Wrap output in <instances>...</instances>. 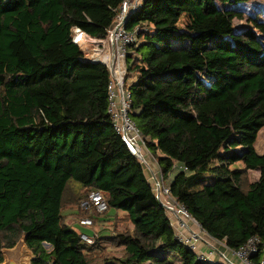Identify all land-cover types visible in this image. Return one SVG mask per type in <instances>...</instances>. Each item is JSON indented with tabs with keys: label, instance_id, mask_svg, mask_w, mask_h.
I'll return each mask as SVG.
<instances>
[{
	"label": "trees",
	"instance_id": "1",
	"mask_svg": "<svg viewBox=\"0 0 264 264\" xmlns=\"http://www.w3.org/2000/svg\"><path fill=\"white\" fill-rule=\"evenodd\" d=\"M122 1L0 0V264L3 249L21 236L31 264H91L103 243L120 249L105 264H226L199 259L176 236L144 165L115 130L108 67L73 42L74 28L103 39ZM248 1L145 0L126 22L137 41L125 85L129 116L172 197L228 249L257 238L250 261L264 264V153L256 149L264 127V21L248 18L261 34L179 27L183 14L198 9L206 23L219 4L243 19ZM251 171L259 172L256 181ZM96 190L108 210L79 212L132 227H108L90 245L63 211Z\"/></svg>",
	"mask_w": 264,
	"mask_h": 264
},
{
	"label": "built area",
	"instance_id": "2",
	"mask_svg": "<svg viewBox=\"0 0 264 264\" xmlns=\"http://www.w3.org/2000/svg\"><path fill=\"white\" fill-rule=\"evenodd\" d=\"M145 0H123L118 9L114 22L109 28L106 36L103 39H97L82 31L80 28L73 29V42L80 45L85 57L104 63L110 71V80L108 83L109 93V113L112 117L115 130L119 133L123 140L128 144L131 151L140 159L142 164L147 163L146 154L143 148L146 147L143 138L140 135L138 126L135 121L129 116V111L132 105V96L128 88H126L127 56L129 47L137 41L135 31H129L126 28V22L129 15L140 9ZM89 44H85L86 42ZM97 43L98 47L94 48L93 53H89V47ZM148 150V149H147ZM156 196L165 205L168 211H172L179 224L175 227L176 236L187 246L193 249L198 258L201 260L223 261L226 264H252L250 261L251 255L257 251V238L249 239L247 244L239 250H231L222 243L213 240L205 232H203L195 219L188 213L184 204L176 201L161 177L160 173H153L151 181ZM80 208L86 211H96L99 214L105 213L108 210L104 193L100 190L92 191L87 198L80 203ZM188 219L193 220L197 225L191 226ZM173 223V222H172ZM94 224V219L85 216L79 218L78 231L84 242L92 243L96 237V232L91 229V232L85 231L83 227L91 228ZM174 225V224H173ZM183 233L180 235L179 233ZM190 234H186V233ZM212 243L208 241L207 237ZM198 242H202L205 248L204 253H198L195 247ZM206 245L208 249H206ZM223 246L225 248H223ZM239 260L240 263L237 262Z\"/></svg>",
	"mask_w": 264,
	"mask_h": 264
},
{
	"label": "rangeland",
	"instance_id": "3",
	"mask_svg": "<svg viewBox=\"0 0 264 264\" xmlns=\"http://www.w3.org/2000/svg\"><path fill=\"white\" fill-rule=\"evenodd\" d=\"M220 10L219 13L216 16H213L211 18H209L206 23H205V19L206 17L203 16V14L201 13V10H197L195 13H186L183 14L180 21H179V27L181 29H185L187 28L188 25H193L196 27H204L207 25H212V24H217L220 26H224V27H234L235 29H240V28H245V27H251L254 31H256L257 33L261 34V32H259L258 29H256L251 22H249L248 18L250 17H256L261 21H264V0H250L244 4H241V9L245 15V17L243 19H239V18H234L231 14V12L228 10V8H232V6H223L221 4H219ZM90 42H86L85 44H89ZM98 45L97 43L94 42V44H92L89 47V53H93L94 48H97ZM256 149L259 153H264V127L260 130L259 135H258V139L256 141ZM143 152L146 154V159H147V163L144 164L146 173L148 178L150 179V181L153 180V173H160V169H159V165L156 161V159L152 156V154L147 150V147H144ZM241 165V164H240ZM249 179L251 181H256L259 177V172L258 171H251L249 172ZM75 187H77L76 185L73 186L72 189H74ZM72 194V192L67 194V197H70ZM72 209V210H70ZM80 210V206H69L66 209H64L63 211V215L65 216V221L71 225L72 227H75L76 229H78V225H79V218L80 217H85V215L82 214V212H79ZM168 214L174 224L175 227L178 226L179 222L178 220L175 218L174 214L172 213V211H168ZM89 216V215H87ZM90 217V216H89ZM189 224L194 223L193 220L188 219ZM108 227H111L115 230H126L128 228H131V225H126L125 224H120L118 226H114V222H105V221H95L94 218V224L91 226V228L88 227H83L85 230H87L88 232L92 231L91 229H94L96 232V238L93 240L92 243H88L90 245L97 243V239L99 237H101V235H109L110 233V229H108ZM112 232V231H111ZM179 233V232H178ZM180 235H182L183 233H179ZM186 234H190L189 232ZM203 236L207 237L205 234H203ZM208 241H211V239H209L207 237ZM24 241V236H21L20 240L18 242H22ZM97 248H95V250L93 251V253L90 254V260H91V264H105V259L108 258L110 259V257H112L113 255H118L119 254V248H116L113 245L110 244H95ZM106 245V246H105ZM104 246V250L101 249V247ZM198 247H195V249H197L198 253H204L205 252V248H203V244L202 242H198L197 243ZM7 248H4L3 250H6Z\"/></svg>",
	"mask_w": 264,
	"mask_h": 264
},
{
	"label": "water",
	"instance_id": "4",
	"mask_svg": "<svg viewBox=\"0 0 264 264\" xmlns=\"http://www.w3.org/2000/svg\"><path fill=\"white\" fill-rule=\"evenodd\" d=\"M3 258L1 264H31L34 255L24 238V241L18 242L14 247L3 250Z\"/></svg>",
	"mask_w": 264,
	"mask_h": 264
},
{
	"label": "bare ground",
	"instance_id": "5",
	"mask_svg": "<svg viewBox=\"0 0 264 264\" xmlns=\"http://www.w3.org/2000/svg\"><path fill=\"white\" fill-rule=\"evenodd\" d=\"M165 206V205H164ZM166 208V207H165ZM167 209V208H166ZM168 211V210H167ZM196 221V220H195ZM197 222V221H196ZM197 224H198V226H199V228L203 231V232H205L202 228H201V226L199 225V223L197 222ZM191 226H195L196 224L195 223H191L190 224ZM197 226V225H196Z\"/></svg>",
	"mask_w": 264,
	"mask_h": 264
},
{
	"label": "crops",
	"instance_id": "6",
	"mask_svg": "<svg viewBox=\"0 0 264 264\" xmlns=\"http://www.w3.org/2000/svg\"><path fill=\"white\" fill-rule=\"evenodd\" d=\"M131 80H132V79L130 78V79H129V82H130ZM173 175H174V174H172V176H173Z\"/></svg>",
	"mask_w": 264,
	"mask_h": 264
}]
</instances>
